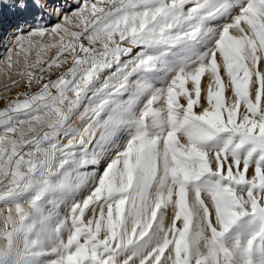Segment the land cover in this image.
Masks as SVG:
<instances>
[{
	"label": "snow or ice",
	"instance_id": "6c2138e0",
	"mask_svg": "<svg viewBox=\"0 0 264 264\" xmlns=\"http://www.w3.org/2000/svg\"><path fill=\"white\" fill-rule=\"evenodd\" d=\"M4 6L0 264H264V0Z\"/></svg>",
	"mask_w": 264,
	"mask_h": 264
},
{
	"label": "rangeland",
	"instance_id": "374dc122",
	"mask_svg": "<svg viewBox=\"0 0 264 264\" xmlns=\"http://www.w3.org/2000/svg\"><path fill=\"white\" fill-rule=\"evenodd\" d=\"M95 2V0H92ZM11 0H4V5H10ZM76 0H48V7L45 10L46 13H52L51 18L45 15V19L50 23L54 22L56 17L55 9H68L70 5H75ZM0 5V52L3 51L2 44L6 42L15 28L23 23L19 15L14 12L9 6ZM78 30V29H73ZM34 55V54H33ZM2 65H0V90L3 89L5 84L10 83V80L2 71ZM19 91H23L22 88H14L10 92L0 91V109L5 106V101L8 98H14L15 94ZM49 258H41L43 264H47Z\"/></svg>",
	"mask_w": 264,
	"mask_h": 264
}]
</instances>
